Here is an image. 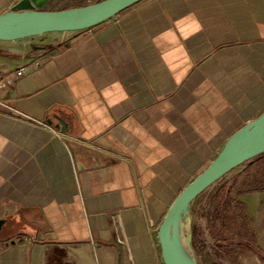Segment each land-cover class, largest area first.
<instances>
[{
  "label": "crops",
  "instance_id": "1",
  "mask_svg": "<svg viewBox=\"0 0 264 264\" xmlns=\"http://www.w3.org/2000/svg\"><path fill=\"white\" fill-rule=\"evenodd\" d=\"M32 37L0 41V264H163L168 207L264 112V0H140Z\"/></svg>",
  "mask_w": 264,
  "mask_h": 264
},
{
  "label": "water",
  "instance_id": "2",
  "mask_svg": "<svg viewBox=\"0 0 264 264\" xmlns=\"http://www.w3.org/2000/svg\"><path fill=\"white\" fill-rule=\"evenodd\" d=\"M52 0H19L0 16V41H14L49 32L82 30L98 24L140 0H101L63 9L43 10ZM264 154V112L231 138L212 162L176 196L157 231L163 264H183L171 246V232L178 217L186 214L195 198L225 174ZM5 223L0 219V231ZM15 241L12 240L13 244Z\"/></svg>",
  "mask_w": 264,
  "mask_h": 264
},
{
  "label": "rangeland",
  "instance_id": "3",
  "mask_svg": "<svg viewBox=\"0 0 264 264\" xmlns=\"http://www.w3.org/2000/svg\"><path fill=\"white\" fill-rule=\"evenodd\" d=\"M99 1L59 0L47 8ZM260 189L264 190V154L231 170L195 198L183 217L194 264H264V250L258 245V231L264 224L259 208L264 207V198L262 203L252 199L251 210L241 202L245 193Z\"/></svg>",
  "mask_w": 264,
  "mask_h": 264
},
{
  "label": "bare ground",
  "instance_id": "4",
  "mask_svg": "<svg viewBox=\"0 0 264 264\" xmlns=\"http://www.w3.org/2000/svg\"><path fill=\"white\" fill-rule=\"evenodd\" d=\"M183 212L177 219L176 225L171 232V246L177 259L183 264H194V258L190 249L189 229L187 220L183 221ZM164 219V218H163Z\"/></svg>",
  "mask_w": 264,
  "mask_h": 264
},
{
  "label": "built area",
  "instance_id": "5",
  "mask_svg": "<svg viewBox=\"0 0 264 264\" xmlns=\"http://www.w3.org/2000/svg\"><path fill=\"white\" fill-rule=\"evenodd\" d=\"M35 63V65H37L38 64V62H34ZM23 71H24V67L23 66H21V67H18L16 70H15V72H14V74L16 75V76H21L22 74H23ZM10 84V79L9 78H7V77H2V78H0V91L3 89V88H5L7 85H9ZM115 223H117V219H115ZM162 260V259H161ZM163 263V262H162Z\"/></svg>",
  "mask_w": 264,
  "mask_h": 264
}]
</instances>
